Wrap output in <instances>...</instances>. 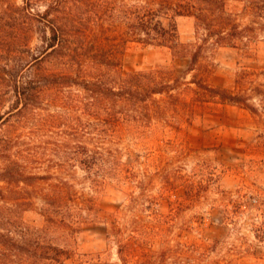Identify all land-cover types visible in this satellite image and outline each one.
<instances>
[{
    "label": "rangeland",
    "instance_id": "1",
    "mask_svg": "<svg viewBox=\"0 0 264 264\" xmlns=\"http://www.w3.org/2000/svg\"><path fill=\"white\" fill-rule=\"evenodd\" d=\"M10 2L24 6L23 0ZM231 5L236 3L231 1ZM44 9V4H37L32 14L22 15L19 23L6 18L2 21L0 48L6 53L0 56V68L8 56L23 78H34L46 67L38 61L50 37L42 18ZM177 26L182 43L195 42L193 21L181 18ZM124 47L125 73L175 68L184 84L193 79L194 73L184 75L189 60L174 58L167 48L137 42ZM202 63L208 67V82L215 87L238 93L237 80L248 72L254 75L247 87L264 91V41L246 48H218L205 54ZM1 82L7 110L15 97L13 90ZM190 86L195 88L194 84ZM193 99L192 94L182 95L178 101L157 95L140 107L120 108L126 120L118 123L112 137L96 134V117H83L93 132L86 141L104 153L118 172L110 171L94 191L82 169L64 176L74 185L82 206H93L92 211L83 212L88 219L79 233L47 232L50 241L72 250L64 264H121L117 237L108 239L109 227L94 221L95 216L109 215L117 216L123 238H135L133 242L143 250L131 264H264L262 96L254 95L251 101L257 113ZM42 108L38 114L56 116L62 123L71 122L74 116V111L60 100ZM15 122L12 119L5 129L12 136L27 135V130ZM64 130L63 125L50 128L40 133L34 144L49 146V158H64L63 153L54 154L65 140L70 141L64 138ZM21 139L29 142L26 136ZM88 200L92 202L86 203ZM41 208V201L35 200L32 210L21 212L24 228L45 229ZM13 261L2 258L0 264Z\"/></svg>",
    "mask_w": 264,
    "mask_h": 264
},
{
    "label": "trees",
    "instance_id": "2",
    "mask_svg": "<svg viewBox=\"0 0 264 264\" xmlns=\"http://www.w3.org/2000/svg\"><path fill=\"white\" fill-rule=\"evenodd\" d=\"M0 1V25L5 18L19 23L22 15L32 14L33 6L44 4L42 18L50 30L38 56L46 67L36 77L23 78L11 56L0 68L2 85L10 87L15 97L4 110L5 94L0 90V184H6L0 187L1 260L64 264L71 258L72 250L50 241L47 232L79 233L88 219L83 212L92 211L93 206H82L74 185L64 176L80 168L94 191L110 171L118 172L104 153L86 141L93 132L84 124V116L98 119L97 135L101 132L112 137L118 123L126 120L120 108L140 107L157 95L178 101L182 95L192 94L194 102L229 104L252 113L258 108L251 101L254 95H260L264 108V91L247 87L253 83L254 74H241L238 93H234L211 85L208 67L202 63L205 54L218 48H246L264 41V0H23L21 8L10 0ZM231 1L236 5L230 6ZM181 18L193 21L194 43L180 41L177 20ZM129 42L167 48L174 58H187L184 75L194 73L192 81L184 84L175 68L123 72L124 46ZM3 53L6 51L0 48V56ZM58 99L74 111L71 122L38 114ZM12 119L20 129L27 130L24 136L28 143L21 134L12 136L5 129ZM59 125L65 128L64 138L72 142L65 140L59 150H54V154L65 155L54 160L48 157L52 151L49 146L34 143L40 133ZM35 200L42 204L46 222L43 230L26 229L20 220L21 212L35 207ZM94 221L109 227L108 239L117 237L121 264H131L143 254L141 246L133 242L135 238H123L117 216H95Z\"/></svg>",
    "mask_w": 264,
    "mask_h": 264
},
{
    "label": "built area",
    "instance_id": "3",
    "mask_svg": "<svg viewBox=\"0 0 264 264\" xmlns=\"http://www.w3.org/2000/svg\"><path fill=\"white\" fill-rule=\"evenodd\" d=\"M254 202H258L257 200H254Z\"/></svg>",
    "mask_w": 264,
    "mask_h": 264
}]
</instances>
